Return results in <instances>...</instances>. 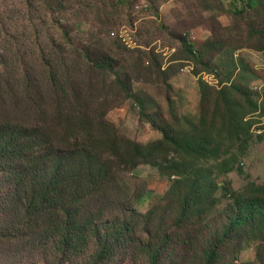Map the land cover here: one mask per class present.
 I'll use <instances>...</instances> for the list:
<instances>
[{
	"label": "rangeland",
	"instance_id": "obj_1",
	"mask_svg": "<svg viewBox=\"0 0 264 264\" xmlns=\"http://www.w3.org/2000/svg\"><path fill=\"white\" fill-rule=\"evenodd\" d=\"M238 2L0 0V103L6 104L0 109L6 112L20 108L15 94L21 93L33 100L30 113L60 110L55 99L60 94L47 84L51 69L47 62L52 60V68H59L57 58L65 57L73 77L68 97L73 100L80 90L88 110L103 113L111 131L145 145L160 139L161 133L140 116V107L156 122L161 117L184 131L198 120L199 81L211 87L238 76L249 81L259 110L247 118L251 127L244 141L221 159L232 170L216 178V206L205 208L201 219L176 225L178 194L168 195L172 180L160 176L156 168L141 164L128 170L118 168V161L108 164V186L92 197L94 211L86 214L125 219L131 232L105 264H149V248L164 233L188 243L165 251L159 264H203L201 252L206 242L217 239L215 233L234 196H253L256 188H264V0L242 14L232 9ZM187 45L192 46L191 54ZM86 47L91 60L113 57L114 71L87 69L77 56ZM61 109L75 110L69 104ZM211 165L212 174H217L218 163ZM16 209L0 206V264H91L94 239L81 234L66 251H57L52 226L31 227ZM148 212L152 213L146 218ZM215 264H264L261 225L249 224L227 238Z\"/></svg>",
	"mask_w": 264,
	"mask_h": 264
},
{
	"label": "trees",
	"instance_id": "obj_2",
	"mask_svg": "<svg viewBox=\"0 0 264 264\" xmlns=\"http://www.w3.org/2000/svg\"><path fill=\"white\" fill-rule=\"evenodd\" d=\"M259 1L239 0L237 6L232 4V9L242 14L259 6ZM186 47L191 54L192 46ZM82 50L77 56L89 70L113 72L117 66L113 57L108 58L109 54L91 60L90 48ZM67 61L65 57L57 58L59 68H52V60L47 62L51 66L47 84L60 94L55 98L60 110L30 113L33 100L23 93L15 94L18 98L15 105L20 107L15 113L0 109L4 114L0 115V188L8 182L0 190V206L15 205L17 215L22 214L24 222L31 227L51 225L52 243L57 251H66L70 244L77 243L81 234L88 235L94 239L91 264L110 261L131 232L125 219L86 214L94 211L90 205L92 197L108 186L111 178L108 164L113 161H118V168L128 170L147 164L156 168L160 176L172 180L167 193L178 194L177 226L194 218L201 219L205 208L216 206V178L232 170L221 159L244 141L251 127L247 118L259 110L251 98L249 81L238 76L217 87L199 81L198 120L184 131L161 117L156 122L140 107V116L161 133L160 139L142 145L111 131L103 113L100 116L88 110L87 99L80 90L73 100L68 97L66 89L73 77L72 65L68 66ZM60 67L66 69L65 74ZM120 88L129 95L124 85ZM4 101L0 107L6 106ZM66 104L75 110L61 109ZM211 163H218L217 174H212ZM256 189L253 196H234L215 233L217 239L212 244L206 242L201 252L203 264H215L226 239L245 226L256 223L264 229V188ZM187 243V239L173 241L170 233H164L159 243H152L149 248V264H159L165 251Z\"/></svg>",
	"mask_w": 264,
	"mask_h": 264
}]
</instances>
